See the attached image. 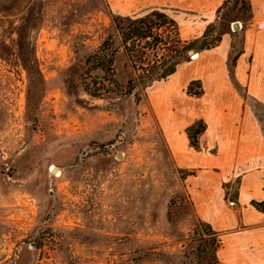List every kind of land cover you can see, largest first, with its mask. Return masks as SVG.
Wrapping results in <instances>:
<instances>
[{"label": "rangeland", "instance_id": "rangeland-1", "mask_svg": "<svg viewBox=\"0 0 264 264\" xmlns=\"http://www.w3.org/2000/svg\"><path fill=\"white\" fill-rule=\"evenodd\" d=\"M238 1L0 0V264H198L195 173L175 165L163 118L193 111L203 91L181 77L189 53L229 33L233 80L251 16ZM154 10L195 43L177 72L146 84L153 57L142 66L121 52L116 78L133 79V94H87L86 57L114 19Z\"/></svg>", "mask_w": 264, "mask_h": 264}, {"label": "crops", "instance_id": "crops-1", "mask_svg": "<svg viewBox=\"0 0 264 264\" xmlns=\"http://www.w3.org/2000/svg\"><path fill=\"white\" fill-rule=\"evenodd\" d=\"M248 1L251 16L243 27L244 44L234 53L233 80L236 35L229 33L181 75L201 84L193 111L177 106L180 117L163 118L175 165L195 173L186 180L188 192L195 213L220 241L219 264H264V213L251 204L264 201V0ZM197 121L205 125L199 150L187 134Z\"/></svg>", "mask_w": 264, "mask_h": 264}, {"label": "trees", "instance_id": "trees-1", "mask_svg": "<svg viewBox=\"0 0 264 264\" xmlns=\"http://www.w3.org/2000/svg\"><path fill=\"white\" fill-rule=\"evenodd\" d=\"M239 3L241 9L250 12L248 0H239ZM194 45L195 43H183L176 21L158 10L139 17L117 16L104 42L86 57V68L83 72L84 91L94 98L102 97L103 93L111 95L122 92L123 96L131 95L135 90V81L131 79L126 86H122L116 78L115 63L121 52L127 55L131 62H139L142 66L149 57H153L154 60L149 65L142 67L146 75L145 83L149 84L174 75ZM204 131L205 127L201 122L188 129L192 147L198 148L199 136ZM251 204L264 213V201ZM193 236V241L198 242L195 254L198 264H202L209 257L217 256L221 244L208 224H201Z\"/></svg>", "mask_w": 264, "mask_h": 264}, {"label": "bare ground", "instance_id": "bare-ground-1", "mask_svg": "<svg viewBox=\"0 0 264 264\" xmlns=\"http://www.w3.org/2000/svg\"><path fill=\"white\" fill-rule=\"evenodd\" d=\"M197 57H198V54L196 53V54L193 55L192 58L195 59V58H197ZM55 169H56V168H54V167L51 168V170H54V171H55ZM56 174L59 175V171H58V170H57Z\"/></svg>", "mask_w": 264, "mask_h": 264}, {"label": "built area", "instance_id": "built-area-1", "mask_svg": "<svg viewBox=\"0 0 264 264\" xmlns=\"http://www.w3.org/2000/svg\"><path fill=\"white\" fill-rule=\"evenodd\" d=\"M193 57V56H192ZM229 205L231 206V207H235L236 206V203L234 202V201H230L229 202Z\"/></svg>", "mask_w": 264, "mask_h": 264}, {"label": "water", "instance_id": "water-1", "mask_svg": "<svg viewBox=\"0 0 264 264\" xmlns=\"http://www.w3.org/2000/svg\"><path fill=\"white\" fill-rule=\"evenodd\" d=\"M237 25H238V24H237ZM237 25H236V26H237ZM189 54H190L191 56H193V55H194L192 52H190Z\"/></svg>", "mask_w": 264, "mask_h": 264}]
</instances>
